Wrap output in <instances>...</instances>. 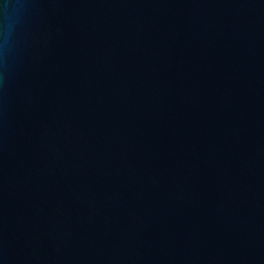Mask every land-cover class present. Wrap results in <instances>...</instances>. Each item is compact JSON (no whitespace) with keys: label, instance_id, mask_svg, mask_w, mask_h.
Segmentation results:
<instances>
[{"label":"water","instance_id":"95a60500","mask_svg":"<svg viewBox=\"0 0 264 264\" xmlns=\"http://www.w3.org/2000/svg\"><path fill=\"white\" fill-rule=\"evenodd\" d=\"M0 264H264V0H0Z\"/></svg>","mask_w":264,"mask_h":264},{"label":"clouds","instance_id":"9594fccd","mask_svg":"<svg viewBox=\"0 0 264 264\" xmlns=\"http://www.w3.org/2000/svg\"><path fill=\"white\" fill-rule=\"evenodd\" d=\"M8 24V22H5V26Z\"/></svg>","mask_w":264,"mask_h":264}]
</instances>
